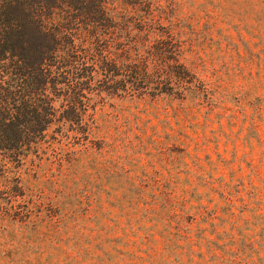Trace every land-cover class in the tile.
<instances>
[{
	"label": "rangeland",
	"instance_id": "1",
	"mask_svg": "<svg viewBox=\"0 0 264 264\" xmlns=\"http://www.w3.org/2000/svg\"><path fill=\"white\" fill-rule=\"evenodd\" d=\"M155 1L206 92L109 99L101 146L50 129L0 193V264H264V0Z\"/></svg>",
	"mask_w": 264,
	"mask_h": 264
},
{
	"label": "trees",
	"instance_id": "2",
	"mask_svg": "<svg viewBox=\"0 0 264 264\" xmlns=\"http://www.w3.org/2000/svg\"><path fill=\"white\" fill-rule=\"evenodd\" d=\"M172 17L155 0H0V193L50 129L103 145L111 98L206 92L177 59Z\"/></svg>",
	"mask_w": 264,
	"mask_h": 264
}]
</instances>
